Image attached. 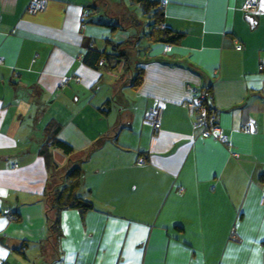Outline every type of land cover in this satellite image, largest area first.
Wrapping results in <instances>:
<instances>
[{"label": "crops", "instance_id": "1", "mask_svg": "<svg viewBox=\"0 0 264 264\" xmlns=\"http://www.w3.org/2000/svg\"><path fill=\"white\" fill-rule=\"evenodd\" d=\"M29 1L0 0V264L41 254L39 264H264V0L254 14L246 0H160L164 24L184 35L169 50L126 23L82 21L137 20L131 0H47L36 15ZM89 47L128 69L85 65ZM207 88L224 142L193 125L188 104ZM50 119L73 147L51 151L63 173L38 153ZM75 166L93 209L62 210L55 244L46 206Z\"/></svg>", "mask_w": 264, "mask_h": 264}, {"label": "trees", "instance_id": "2", "mask_svg": "<svg viewBox=\"0 0 264 264\" xmlns=\"http://www.w3.org/2000/svg\"><path fill=\"white\" fill-rule=\"evenodd\" d=\"M45 3H47V0H45ZM131 5L134 9V12H135V9H139V12H142V14L147 16L149 19V23L147 24V27L143 26L142 27L143 29L137 30V34H138L137 41L139 42L146 41L147 45H150L152 43H163L165 45H177L181 43V40L183 39L184 35L181 32L173 30L164 24V9H163L164 3H162V1L160 0H131ZM43 11L38 12L37 14H40ZM26 12L30 15H36V14L29 13L27 11V6H26ZM82 21L96 24V25H104V26L110 27L111 32H114L117 29L125 28V26H122L119 23H113L111 22V20L102 22L98 18H94L89 15H88V18L86 19L83 18ZM132 37L135 38V35H133ZM128 38H130V36H128ZM108 40H110V38H108ZM129 40L130 39H125L124 41L120 43H114V45L115 46H118V45L126 46L128 45ZM111 42L112 40H110V43ZM117 50L118 49H116V51ZM119 53H122V52H119ZM112 57L115 58V56H112L111 54L105 51H100L92 47H89L81 55V61L85 65L90 66L94 69H98L102 66H106L107 68L113 69L115 66H112L111 64L115 62H119V59L116 61L112 60L113 62L111 61L107 62V60H109ZM124 65L127 66V63H125ZM138 73H140V71ZM73 78L76 80V77H73ZM140 79H141V76L138 75V80L133 81V85L138 84ZM201 91H203L204 94H206L202 101V105L207 110L206 115H205L206 121H207L206 126H210L211 128L212 125H217L215 122V114H214L215 109L214 107H212V100H213L212 93L210 92L209 88L202 89ZM109 101L110 100H107L104 103L105 108L108 107ZM158 105H161V104L153 105L151 108H149V111ZM160 126H161V123H160ZM201 126H202V129H205L203 125ZM151 127L155 130H158L160 128V127L154 128L153 126ZM60 129H61V123L55 119H50L46 123L45 141L39 148L38 153L39 155L43 156L47 166H51V167L56 166L55 162L53 161V156L51 153L52 149L54 148L59 149L67 155L73 152L72 145L64 141L58 136V132L60 131ZM138 163L143 164L144 161L142 162L138 161ZM81 173H82V170L79 166H75L72 169L68 170L66 176L69 177L70 189L62 190L59 193L53 195L51 198V201L47 203L45 214H44L45 221H46V240H49L52 242L55 240V244L56 242H58V240L60 241L62 237V230H61V224H60V213L62 210L76 209L78 210L81 218L83 219L85 213L93 209L91 201L85 199L78 192L75 191V189H77L81 183ZM50 211L52 212L53 215L49 214ZM13 218L16 221L19 220V218L16 216H13ZM17 250L19 251V253L23 254V251L21 248H18ZM3 264H7V263L3 262Z\"/></svg>", "mask_w": 264, "mask_h": 264}, {"label": "built area", "instance_id": "3", "mask_svg": "<svg viewBox=\"0 0 264 264\" xmlns=\"http://www.w3.org/2000/svg\"><path fill=\"white\" fill-rule=\"evenodd\" d=\"M164 3V2H162ZM45 0H30L28 5H27V11L31 14H37L38 12H41L45 8ZM244 8L249 14H254L258 11V6H257V1L256 0H246L244 3ZM170 45H165L164 49L169 50ZM240 46H237V49H239ZM260 68L262 67V64L259 66ZM69 79L68 76L63 77L62 82L66 83L67 80ZM76 80H79V77H76ZM190 90V86H188ZM205 97L204 92L200 95H196L195 97L192 98V100L189 102L190 109L194 112H197V116L194 119L193 125L194 127H200L201 128V135L204 137L210 136L213 138H216L220 141H225V136L221 132V129L218 125H212L211 128L210 126H206V108L202 105V101ZM161 117H162V106L158 105L151 109L148 114H147V120L148 122L151 123V125L154 128H159L160 123H161ZM204 126L205 129H202V126ZM245 129L248 131L251 129V126L247 125ZM140 162L143 161L142 158L139 159ZM260 203H264V195L260 197Z\"/></svg>", "mask_w": 264, "mask_h": 264}, {"label": "rangeland", "instance_id": "4", "mask_svg": "<svg viewBox=\"0 0 264 264\" xmlns=\"http://www.w3.org/2000/svg\"><path fill=\"white\" fill-rule=\"evenodd\" d=\"M121 3H119L120 5ZM109 6V5H108ZM107 6V7H108ZM116 7L115 9H117L119 6H116V5H113V7ZM122 8L125 9V7H123V5L121 4ZM100 7L102 9H104L109 15H111V12L108 10V8L106 7L105 4H101ZM127 7L129 8V10H132L131 6H129L127 4ZM45 8H46V5H45ZM44 8V10H45ZM132 14L136 15V18L137 20H119L118 18H111V22L113 23H121L122 25H124L125 23L128 24L127 28H131L132 30H140V29H143L142 27H147V24L149 23V19L147 16L143 15L142 12H139V9H135V12L132 10L131 11ZM135 40H138V34L135 33ZM128 36H130V38H128ZM127 36V39H130L132 40V37H131V34L129 33ZM129 40V41H130ZM128 41V42H129ZM133 43V42H132ZM135 43V42H134ZM119 48V47H118ZM119 52H122V50L120 51H117V53ZM124 69H128V64L126 66V68L123 67V65L121 64H118L114 67V69H112V74H115V75H123V70ZM65 163L66 161H62V162H56V165H57V168L53 167L55 171L59 172V171H62L65 172ZM56 254V253H55ZM42 255V254H41ZM41 255L39 257H32V258H25L23 256H16L18 258V261L16 262L17 259L13 258V259H8V262L7 264H39L42 260H43V257H41ZM55 259V258H54ZM53 259V260H54ZM34 260L37 261L34 263ZM46 260V259H45Z\"/></svg>", "mask_w": 264, "mask_h": 264}, {"label": "clouds", "instance_id": "5", "mask_svg": "<svg viewBox=\"0 0 264 264\" xmlns=\"http://www.w3.org/2000/svg\"><path fill=\"white\" fill-rule=\"evenodd\" d=\"M261 64H262V67H261V68H263V67H264V63H261ZM261 64H260V65H261ZM259 68H260V67H259ZM68 77H69V79L71 78V76H68ZM76 77H79V76H76ZM69 79H68V80H69ZM68 80H67V82H68ZM67 82H66V83H67ZM62 83H63V84H66V83H64V82H62Z\"/></svg>", "mask_w": 264, "mask_h": 264}, {"label": "water", "instance_id": "6", "mask_svg": "<svg viewBox=\"0 0 264 264\" xmlns=\"http://www.w3.org/2000/svg\"><path fill=\"white\" fill-rule=\"evenodd\" d=\"M245 18H246V19H250L251 17H250V16H246Z\"/></svg>", "mask_w": 264, "mask_h": 264}]
</instances>
